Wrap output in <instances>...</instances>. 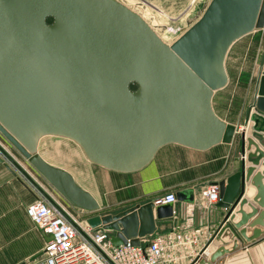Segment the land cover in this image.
Listing matches in <instances>:
<instances>
[{
  "label": "water",
  "instance_id": "1",
  "mask_svg": "<svg viewBox=\"0 0 264 264\" xmlns=\"http://www.w3.org/2000/svg\"><path fill=\"white\" fill-rule=\"evenodd\" d=\"M263 28L264 0H210L171 45L117 0H0V137L66 204L95 211L96 200L68 172L40 157V139L71 141L89 163L120 174L142 170L169 144L197 151L230 144L236 128L215 115L212 97L227 84L224 60L231 45ZM249 124L253 132L246 139ZM261 134L264 75L259 72L239 134L240 170L217 183V205L225 212L203 250L223 226L224 243L234 235L251 242L262 234L254 229L247 236L245 228L264 227V160L263 172L254 173L264 158L255 144L264 150ZM251 147L254 152L246 156ZM246 181L256 190L253 202L261 212L243 198ZM174 196L193 202L192 190ZM172 217L171 204L151 202L96 216L87 225L112 232L114 246L126 240L138 245L154 234L156 220ZM225 252L219 247L198 264H213Z\"/></svg>",
  "mask_w": 264,
  "mask_h": 264
},
{
  "label": "crops",
  "instance_id": "2",
  "mask_svg": "<svg viewBox=\"0 0 264 264\" xmlns=\"http://www.w3.org/2000/svg\"><path fill=\"white\" fill-rule=\"evenodd\" d=\"M146 1L152 7L168 8L178 6L183 8L188 3V0H183V2H177L176 0ZM138 3L139 0H129L128 5L135 6ZM246 38L249 39L247 41L245 40L246 43H243V39ZM254 44L258 45L260 55L262 56L264 54V28L244 36L231 45L224 60L227 84L221 90L216 91L212 97L211 105L215 115L225 123L236 128L230 144H218L204 151L169 144L160 148L152 161L138 172L120 174L104 170L94 165L98 169L96 170L97 173L100 176L107 177L110 181L106 183H100L98 181V183L86 182L89 187H84L76 181L80 188L87 191L96 200L99 208L100 204L96 197V192H103V199L104 197L106 198V195L110 191L113 192L111 193L113 197L111 196V199H107V203H110V205L116 208L120 207L118 212H122L135 205H144L151 202L154 204L156 198L166 194H176L180 191L192 190V203L176 201L172 204L173 217L170 219L156 220V231L154 234L140 241L141 243H145L154 235L171 231H178L186 236L197 235L199 241L196 248L186 253V258L180 260L177 264H189L191 258L195 255L197 256V254L199 257L201 252H203V255L200 260L208 261L210 256L219 247H223L226 252L218 257L213 264H264V227L250 228L249 226H245L247 236H250L254 229L262 232L258 238L251 242H245L240 238L236 240V235H234L232 240L224 243L220 240L221 234L226 229V226H223L210 246L203 250L219 227L225 211L218 207V203L214 206L206 207L203 205L200 197V191L206 185L224 181L240 170L239 134L240 130L244 128L246 111L253 103L255 97L257 76L259 72L261 73L262 57H259V64L252 59L253 52L256 49ZM252 132V124H249L246 128V139L251 138ZM261 136L264 138V134H261ZM0 140L5 143L1 137ZM255 144L264 153L261 145L256 141ZM253 152L254 148L251 147L250 150H246V156ZM263 160L264 158L261 159L259 166L255 167L254 173L263 172ZM250 167L251 164L246 159L245 168L248 169ZM112 180L115 185H112ZM107 184H109V187ZM262 184L264 185V177ZM255 194V188L251 185L250 181H246L243 198L248 204L256 208L258 212H261L262 209L253 202ZM33 199L34 196L29 188L16 180L8 167L0 164V214L9 213L12 207L24 206V216L31 223L26 215L25 208ZM67 207L71 210L69 206ZM243 211L248 213L250 209L248 206H244ZM256 216L249 219L247 224L252 222ZM239 217L237 214L234 222H237ZM31 225L33 226L32 223ZM35 229L42 238L43 243H41V247H43L47 237L37 228ZM233 232L238 234V231L234 229ZM234 241H237L236 246L232 248ZM9 257V250L0 252V264H10Z\"/></svg>",
  "mask_w": 264,
  "mask_h": 264
},
{
  "label": "built area",
  "instance_id": "3",
  "mask_svg": "<svg viewBox=\"0 0 264 264\" xmlns=\"http://www.w3.org/2000/svg\"><path fill=\"white\" fill-rule=\"evenodd\" d=\"M117 1L124 4L123 0ZM261 74L264 75V58L261 62ZM0 161L20 168L15 155L1 140ZM25 176L34 196L33 201L25 208L26 215L33 226L47 237L41 257L34 264H177L198 244L197 235L186 236L181 232L171 231L154 235L145 243H141L140 239L138 245L126 240L125 243L114 246L111 243L113 235L110 236L109 231L100 226L91 228L79 223L68 207L56 199L43 184L33 177ZM200 197L206 207L214 206L219 202L218 185H206L201 189ZM175 202L174 194H166L156 198L154 205H172ZM202 255L203 252L199 257L198 254L193 256L189 264H198Z\"/></svg>",
  "mask_w": 264,
  "mask_h": 264
},
{
  "label": "rangeland",
  "instance_id": "4",
  "mask_svg": "<svg viewBox=\"0 0 264 264\" xmlns=\"http://www.w3.org/2000/svg\"><path fill=\"white\" fill-rule=\"evenodd\" d=\"M122 1V0H121ZM183 2V0H176ZM125 6H128L140 15L159 36V38L168 45H171L183 32H185L190 24L197 20L198 16L204 11L208 4V0H188L185 7H152L147 4L146 0H139L138 5L133 7L128 5L129 0L122 1ZM180 8V10H178ZM173 9V11H171ZM177 10V11H176ZM176 11V12H175ZM247 39H243L246 43ZM246 40V41H245ZM255 45V44H254ZM255 52H253L252 59L257 64L260 63L262 56L258 45H255ZM3 140V139H2ZM5 142V141H4ZM6 143V142H5ZM9 150L18 160L21 169L25 170L26 175L37 179L38 182L44 185L47 190L64 205L66 204L62 198L54 191V189L43 180L23 159V157L8 143ZM6 145V146H7ZM38 154L48 164L68 172L74 181L89 187V182L106 183L110 181L107 177L100 176L93 164L89 163L81 150L71 141L58 137H43L38 143ZM0 164L8 167L14 178L20 183L25 184L28 188V179L15 164L7 165L0 161ZM20 169V170H19ZM25 179H24V178ZM98 181V182H97ZM76 182V184H77ZM88 182V183H86ZM78 185V184H77ZM109 187V184H107ZM112 185H115L112 180ZM110 185V187H112ZM97 193V199L100 204L95 211H85L81 209L70 207L71 214L79 223L87 225V221L96 216L115 215L119 213L120 207L116 208L107 199H111L113 192H109L106 198L103 199V192ZM113 197V196H112ZM6 209V208H5ZM24 206L12 207L9 213L0 214V252L9 250L10 264H34L40 258L41 243H43L39 232L31 225V223L24 216ZM121 212V211H120ZM110 236L113 235L109 232Z\"/></svg>",
  "mask_w": 264,
  "mask_h": 264
},
{
  "label": "bare ground",
  "instance_id": "5",
  "mask_svg": "<svg viewBox=\"0 0 264 264\" xmlns=\"http://www.w3.org/2000/svg\"><path fill=\"white\" fill-rule=\"evenodd\" d=\"M20 169H21V168H20ZM19 172L22 173V174H25V175H26L25 170H23V169H21ZM31 179H32V178H31ZM31 181H32V180H31Z\"/></svg>",
  "mask_w": 264,
  "mask_h": 264
},
{
  "label": "trees",
  "instance_id": "6",
  "mask_svg": "<svg viewBox=\"0 0 264 264\" xmlns=\"http://www.w3.org/2000/svg\"><path fill=\"white\" fill-rule=\"evenodd\" d=\"M135 89H136L135 85H132L131 90H135Z\"/></svg>",
  "mask_w": 264,
  "mask_h": 264
}]
</instances>
